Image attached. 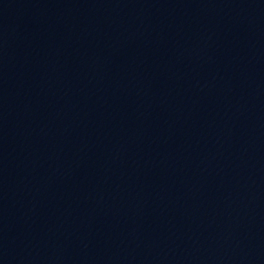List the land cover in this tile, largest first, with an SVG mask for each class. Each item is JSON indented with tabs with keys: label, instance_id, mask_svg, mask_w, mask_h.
Returning a JSON list of instances; mask_svg holds the SVG:
<instances>
[{
	"label": "water",
	"instance_id": "1",
	"mask_svg": "<svg viewBox=\"0 0 264 264\" xmlns=\"http://www.w3.org/2000/svg\"><path fill=\"white\" fill-rule=\"evenodd\" d=\"M0 264H264V0H53L0 63Z\"/></svg>",
	"mask_w": 264,
	"mask_h": 264
}]
</instances>
